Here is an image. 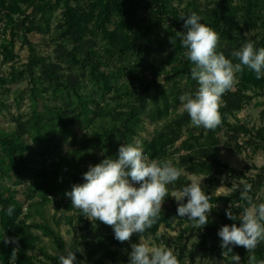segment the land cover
I'll return each mask as SVG.
<instances>
[{
	"label": "trees",
	"instance_id": "16d2710c",
	"mask_svg": "<svg viewBox=\"0 0 264 264\" xmlns=\"http://www.w3.org/2000/svg\"><path fill=\"white\" fill-rule=\"evenodd\" d=\"M19 1L0 0V10L16 7ZM175 1L179 6L174 5ZM183 2L96 0L85 8L75 0L76 5L67 6L64 22L58 26L63 40L57 43L55 55L40 57L32 47V63L13 70L7 82L28 79L31 104L29 113L14 119L13 131L0 129V180H13L15 186L24 189L22 200H19L20 191L16 187L0 186V264H9L17 246L16 264H37L40 256H46L50 264H60L59 256L68 251H74L77 264H129L131 244L139 243L141 236L157 239L162 225L174 221L180 227L189 224L178 237L182 242L176 248L179 264H185L187 258L190 264H195L193 250L198 248L225 264H234L233 254L240 256V264H250L252 254L257 262L264 260V241L254 253H248L242 246H234L227 256L222 255L218 231L233 223L239 227L240 222L228 219L226 212L217 208L219 203L230 204L233 215L239 217L249 206L241 199L243 181L252 186L249 192L252 202L264 187V166L260 169L248 167L259 171L256 177L250 178L244 171L222 162V141L217 135L221 130L226 134L233 132L252 137L251 130L238 123L237 115L255 96H264V79H257L255 72L245 66L238 73L240 85L222 97L219 109L222 124L214 131L206 132L203 127L195 126L189 129L192 123L187 113L179 112V97L186 92L194 93L198 84L191 78L193 64L185 57L186 49L177 36V32L186 31L181 18L195 12L201 16L202 23L219 34L218 51L226 58L233 59L231 53L245 40L253 41L257 49L264 48V0H208L205 6L200 5L199 0H190L181 7ZM142 4L150 14L137 18ZM21 26L29 32L41 30L34 18L27 17ZM245 31L255 34L244 37ZM99 38L106 42L104 47L99 48ZM11 47L8 45L4 50L11 52ZM115 62L124 65L114 71ZM123 78L126 79L124 82ZM2 82L4 79L0 78V84ZM161 82L170 86L165 90ZM151 90L156 92L155 102L148 103ZM252 90L254 94L249 95ZM24 99L25 91L17 94L18 107ZM159 100L162 103L159 104ZM144 118L153 123L166 120L163 127L144 142V154L150 160H168L195 175L211 176L225 170L238 180L237 190L227 196H217L211 188L203 189L210 197L212 212L208 224L197 228L200 242L194 244L192 251L188 249L186 234L194 235V222L177 217V206L162 209L151 229L144 234H134L130 242L121 243L114 238L111 226L95 219L89 221L86 215L71 206V199L65 195L72 185L84 183L83 174L89 165L94 166L108 157L115 159L121 144L134 143L144 131ZM231 119L237 123H232ZM78 124L92 129L91 133L77 139ZM186 128L188 137L183 139L182 132ZM256 138L264 143V129L257 131ZM256 138L247 142L254 154L260 149ZM226 142L228 146L232 145L231 141ZM67 143L71 150L65 153ZM235 145L238 153L244 151L238 143ZM228 146L225 148H230ZM189 183L181 175L175 189ZM167 199L171 200V197ZM234 201L239 205L234 206ZM51 203L57 208L63 206L68 213H78L81 237L70 246L61 233L47 223H29L34 214L43 216L42 208ZM10 206L14 211L8 216ZM68 219L72 224L73 218ZM56 224L59 226L60 220H56ZM35 229L54 242L55 255L39 246L40 236L33 232ZM6 238L15 239L18 245L5 243ZM209 241L212 243L210 249L207 248ZM80 246L82 251H79ZM209 264L212 263L209 261Z\"/></svg>",
	"mask_w": 264,
	"mask_h": 264
},
{
	"label": "clouds",
	"instance_id": "9594fccd",
	"mask_svg": "<svg viewBox=\"0 0 264 264\" xmlns=\"http://www.w3.org/2000/svg\"><path fill=\"white\" fill-rule=\"evenodd\" d=\"M181 19H184L186 31L177 32V36L186 49L185 57L193 64L191 78L198 84L194 93L186 92L179 97L181 111L187 113L193 126L214 131L222 124L219 111L222 97L238 83L237 74L246 66L255 72L257 79H264V48L257 49L253 41L245 40L231 53L233 59L226 58L218 51L219 34L202 23L200 15L193 12ZM115 157L89 165L83 174L84 183L72 185L65 195L71 199V206L89 220L111 226L117 241L130 242L134 234H144L151 229L168 197L177 202V217L191 220L197 227L208 224L212 205L201 183L194 181L175 189L183 169L168 160H150L139 142L121 144ZM251 187L244 182L241 199L249 206L239 217L233 215L231 208L226 209L227 218L238 220L240 226L236 223L224 225L218 231L223 256L232 252L234 246L254 253L264 241V203L252 202ZM13 211L10 206L7 215L11 216ZM4 242L18 245L15 239L6 238ZM18 253L17 246L9 264H16ZM231 259L234 264H240L239 255L233 254ZM249 260L250 264H264V260L257 262L254 254ZM59 261L60 264H77V257L74 251H68L59 256ZM129 264H179V260L170 247L145 243L141 236L139 243L131 244Z\"/></svg>",
	"mask_w": 264,
	"mask_h": 264
},
{
	"label": "rangeland",
	"instance_id": "374dc122",
	"mask_svg": "<svg viewBox=\"0 0 264 264\" xmlns=\"http://www.w3.org/2000/svg\"><path fill=\"white\" fill-rule=\"evenodd\" d=\"M81 5H84L85 8L92 1L96 0H79ZM190 0H184L181 7H184ZM208 0H199V4L205 6ZM75 6V0H21L18 5L13 8H3L0 10V78L4 79V82L0 84V129H4L8 132H11L15 129L14 119L18 115H25L30 111V100H29V81L28 79H21L18 83H9L8 79L13 75V70H19L25 68L30 62L32 63L33 53L31 48L33 47L35 54L40 57H53L55 55V48L58 42H62V32L58 30V26L64 22L65 12L67 6ZM142 8L137 12V18H142L150 14L149 9L146 8L145 4H142ZM174 5L179 6L178 2L175 1ZM44 12V13H43ZM35 19L36 25L41 27L40 31H27L24 27L21 26L22 22L27 19ZM28 25V22H27ZM11 29V30H9ZM11 31V32H10ZM13 34V35H12ZM255 32L245 31L243 33L244 37H251ZM99 36V35H98ZM100 37V36H99ZM101 38L98 39L100 41ZM12 45L11 52L9 50H4V47ZM106 42L100 41L99 48L104 47ZM169 51L166 50L165 53ZM164 52L161 54H165ZM9 55V58H7ZM124 64L116 63L112 67L114 71H117ZM238 83L235 85V89L240 85V76L237 74ZM126 79L123 78L122 82ZM162 86L166 90L170 85L161 82ZM25 91V99L21 103L20 107L17 105V94ZM258 91V90H257ZM155 91L151 90V93L147 96L148 103L155 102L154 95ZM249 95H253L254 91H249ZM159 99V98H158ZM162 103L159 100V104ZM179 112H182L181 109ZM166 120L153 123L150 119L144 118V131L141 135L135 138V142L141 143L144 148V142L152 138V135L157 129H161ZM232 123L236 124L235 119L230 120ZM238 123H243L246 127L251 130V136L256 138L257 131L264 129V96H255L253 100L247 105L238 115ZM191 125L189 127L193 128ZM202 128V127H200ZM206 132L208 131L205 129ZM92 129H85L83 126L78 124L76 126L77 139L81 138L85 133H91ZM218 137L222 141V162L231 165L233 168L242 170L246 173L247 177L254 178L258 174V170L264 166V143L256 138V142L259 144L260 149L254 154L252 151L251 145H248L247 142L252 139L250 136H245L244 134L235 135L233 132L226 134V132L219 130L217 132ZM188 137V129H184L182 132V138L186 139ZM226 141H231L232 145L228 146ZM235 143H238L244 148V151L237 152ZM180 144H177L179 146ZM230 148H225V147ZM71 150V146L67 143L64 147V152L67 153ZM147 156V155H146ZM148 157V156H147ZM255 166L257 169L249 170L248 167ZM182 176L187 182H198L201 183L202 188L214 189V193L217 196L223 195L227 196L233 194L237 190V179L232 178L228 175L225 170L215 172L213 175H195L191 174L186 170H183ZM245 182V181H243ZM14 181L7 178L0 180V186L6 185L20 191L18 199L22 200V193L24 189L19 188L14 185ZM138 186V185H137ZM171 190V188H170ZM238 201V200H235ZM234 201V202H235ZM254 204L264 203V187L260 189L256 195ZM238 202H235L234 206H238ZM178 206L174 198L165 199L162 209L173 208ZM232 205L219 203L217 208L220 212H226V209H230ZM25 212L28 211V207L25 206ZM43 216H38L34 214L33 219L29 221L35 222H45L56 231L60 232L62 237L65 239L68 246L72 245L76 239L81 237L82 224L78 221V213L66 212L65 208L62 206L57 208L54 203H51L42 208ZM35 213V212H33ZM69 217L73 218L72 224L69 223ZM216 219V216H213ZM56 220H60V225L56 224ZM89 221H93L89 220ZM188 227L189 224L186 223L183 226H178L177 222H168L160 228L157 239L149 238L143 239L145 243L162 245L165 247H170L173 250V253L178 252L176 250L177 245L181 244L178 240L182 230L185 227ZM195 228L190 235V232L186 234V237L189 239L187 243L189 251H192L194 244L200 242V238L197 236V227L195 224L192 225ZM34 233L40 236L39 246L44 248L48 254H56V246L54 242L42 235V232L33 231ZM212 243L209 241L207 248L210 249ZM80 249L83 248L80 246ZM195 257V264H207L209 258L213 257L216 261V264H225L216 256L211 253H205L199 248L193 250ZM177 258L179 253H176ZM185 264H190L189 258L185 259ZM37 264H50L46 256H40L39 262ZM183 264V263H182Z\"/></svg>",
	"mask_w": 264,
	"mask_h": 264
},
{
	"label": "water",
	"instance_id": "95a60500",
	"mask_svg": "<svg viewBox=\"0 0 264 264\" xmlns=\"http://www.w3.org/2000/svg\"><path fill=\"white\" fill-rule=\"evenodd\" d=\"M209 261H210L212 264H216V261H215V259H214L213 257H210V258H209Z\"/></svg>",
	"mask_w": 264,
	"mask_h": 264
}]
</instances>
